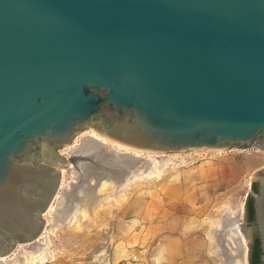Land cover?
<instances>
[{
  "label": "water",
  "instance_id": "water-1",
  "mask_svg": "<svg viewBox=\"0 0 264 264\" xmlns=\"http://www.w3.org/2000/svg\"><path fill=\"white\" fill-rule=\"evenodd\" d=\"M88 127L153 152L264 149V0H0V255L40 235L57 148ZM239 229L264 264V167Z\"/></svg>",
  "mask_w": 264,
  "mask_h": 264
},
{
  "label": "rangeland",
  "instance_id": "rangeland-1",
  "mask_svg": "<svg viewBox=\"0 0 264 264\" xmlns=\"http://www.w3.org/2000/svg\"><path fill=\"white\" fill-rule=\"evenodd\" d=\"M92 129V127L83 129L72 137L68 145L57 148L58 153L66 158L68 164L60 167L62 172L60 186L48 210L42 215L45 220L42 231L35 240L24 243L16 242L10 255L0 256L5 260L4 264L18 262L27 253L32 255L37 249H41V254L38 260H34L35 264H90L95 262L99 259L98 254L104 253L108 246L121 236L122 225L127 229L134 228L137 218L142 223L157 218V215L154 216L153 213L152 200L179 194L180 190L177 185L182 181L183 170L201 165L206 161L224 163L227 177L225 180L216 181L217 186L210 192L209 200L211 201L203 204L204 208L201 207L196 213L194 230L204 235L209 244L210 254L217 264H244L237 257L238 247L235 239L230 238L226 232L229 229L227 227L232 228L233 221L242 222V214L240 219L234 220V218H237L239 209L244 204L246 193L250 190V175L255 170L264 167V149L250 145L245 148L232 147L224 150L173 153H133L130 151L127 153L124 148L106 143L104 148L107 152H118L120 155L127 153L134 156L136 160L138 158L139 161L132 162L136 167L132 171L131 169L126 171L125 178L120 182L113 179L107 180L110 181L108 183H111V187H106L103 191L104 194L106 193L104 196L103 192L98 191L99 186L106 178L113 176L109 174L104 176L88 174L87 176L83 171V162H87L90 158L76 152L84 136L91 134L94 130ZM147 161L150 163L148 164ZM111 169L113 171L118 167L114 166ZM141 175L142 177H139ZM191 185L189 193L206 195V192H201V183L193 181ZM92 186H94L96 202L94 201L93 205L92 203L88 205L80 203V207L77 206L74 199L80 198L83 191L85 194L86 187ZM97 192L100 193L97 194ZM67 208L71 209L70 213ZM72 210L76 212L73 223L70 220ZM62 212L67 216H64ZM122 233L124 234V231ZM245 264H248L247 261Z\"/></svg>",
  "mask_w": 264,
  "mask_h": 264
},
{
  "label": "crops",
  "instance_id": "crops-1",
  "mask_svg": "<svg viewBox=\"0 0 264 264\" xmlns=\"http://www.w3.org/2000/svg\"><path fill=\"white\" fill-rule=\"evenodd\" d=\"M225 169L224 163L212 161L184 169L177 185L179 194L152 200L157 218L146 223L137 218L134 228L122 225L120 231L124 234L121 232L90 264H217L204 235L194 230L195 215L211 201L210 192L217 186L216 181L226 179ZM193 181L201 183V192L206 195L189 193Z\"/></svg>",
  "mask_w": 264,
  "mask_h": 264
},
{
  "label": "bare ground",
  "instance_id": "bare-ground-1",
  "mask_svg": "<svg viewBox=\"0 0 264 264\" xmlns=\"http://www.w3.org/2000/svg\"><path fill=\"white\" fill-rule=\"evenodd\" d=\"M93 130V129H92ZM81 141V140H80ZM106 143H111L113 145H116L118 146L119 148H124L125 149V152L127 153H130V151H132L133 153L135 152H153V151H149V150H143V149H138V148H134V147H129V146H126V145H123V144H120V143H117V142H114L102 135H100L98 132H96L95 130H93V132L89 135H86L84 136V138L82 139L81 141V144H80V147L77 148V154L79 155H87L89 156L90 160H87V162H83V171H85V174L88 176V174H93V175H100L102 174V176H104L105 174H109L113 177L111 178H106L105 181H102L100 186H99V190L100 192H103L106 190V187L107 188H110L111 187V183H108L110 181H107V180H110V179H113V180H116L118 182H120L121 180H123L126 176L127 173H125L126 171H128L129 169L134 170V168L136 167L134 165V163H132L134 160V156L132 157L131 155H128L127 153L124 154V155H120L118 152H113V151H109L107 152L106 149L104 148V144ZM107 146V145H106ZM193 151H204V150H193ZM71 152V151H70ZM74 152V151H73ZM188 152V151H187ZM161 153H164V152H161ZM168 153H173V152H168ZM137 156V155H136ZM142 159V158H140ZM137 160L139 161V159L137 158ZM136 160V161H137ZM131 161V162H130ZM142 161L144 162V160L142 159ZM141 161V162H142ZM149 161V160H148ZM147 161V162H148ZM146 162V164H147ZM150 162H148L149 164ZM153 163V162H152ZM136 164V163H135ZM147 164V165H148ZM81 165V163H80ZM143 165V164H142ZM154 165V163H153ZM151 164V166H153ZM118 167V169L111 171L112 167ZM131 166V167H130ZM150 166V165H149ZM147 166V167H149ZM150 166V167H151ZM81 167V166H80ZM144 167V166H143ZM120 168V169H119ZM153 168V167H152ZM148 170V169H146ZM146 170L144 172H146ZM152 169H150L151 171ZM140 171V170H139ZM149 171V173H150ZM134 172V171H133ZM141 172V171H140ZM139 172V173H140ZM136 173H138L136 171ZM133 174V173H132ZM143 174V172H142ZM139 175V174H138ZM145 175V174H144ZM136 176V175H135ZM93 177V176H92ZM95 177V176H94ZM107 177V176H106ZM139 177H142L139 176ZM86 178V177H85ZM101 178V177H100ZM99 178H97L98 180ZM131 180V179H130ZM85 181V180H84ZM83 181V182H84ZM94 186L92 187H86L85 189V194H84V191H83V194L81 196H79L80 198H75L74 201L76 200V204H78L77 206L80 207V203H84V204H90L92 203L93 205V202L95 201V193H94ZM100 192H97L100 193ZM104 194V192H103ZM106 194V193H105ZM104 194V196H106ZM68 196V194H67ZM64 197V196H63ZM72 201H70L71 203ZM96 202V201H95ZM94 202V203H95ZM65 203V202H64ZM50 205V204H49ZM75 205V204H74ZM76 206V207H77ZM82 206V205H81ZM49 207V206H48ZM65 207V206H64ZM74 207V206H73ZM83 207V206H82ZM78 208V207H77ZM85 208V207H84ZM68 209V208H67ZM48 210V208L46 209V211ZM71 210V209H70ZM70 210L68 209V212L70 213ZM75 210V209H74ZM78 210H80L78 208ZM84 210V209H83ZM45 211V212H46ZM64 211V210H63ZM44 212V213H45ZM65 212V211H64ZM62 212V213H64ZM73 212V213H72ZM70 216H71V219L72 220L71 222L73 223V221H75V214L76 212L74 213V211L72 210ZM80 212V211H79ZM43 213V214H44ZM58 212H56L57 214ZM67 213V211L65 212ZM64 213V216L66 215ZM55 214V213H54ZM68 214V213H67ZM242 214V206L240 207L239 209V212H238V215L236 216L237 218L234 220H238L240 219V216ZM69 215V214H68ZM54 216V215H53ZM52 216V217H53ZM56 218H57V215H55ZM60 216V215H59ZM67 216V215H66ZM79 216H80V213H79ZM226 216V215H225ZM229 217V216H228ZM54 218V219H56ZM61 218V216H60ZM63 218V217H62ZM68 218V217H67ZM66 218V219H67ZM226 217H224V220ZM53 219V218H52ZM53 219V220H54ZM74 219V220H73ZM232 219V218H231ZM61 220V219H60ZM230 220V219H229ZM56 221V220H55ZM58 221V220H57ZM226 222V221H225ZM237 222V221H236ZM57 222H55L56 224ZM75 223V222H74ZM52 225V223H51ZM53 226V225H52ZM51 226V228H52ZM229 226V225H228ZM232 228L230 227H227L228 231L226 232V234H228L230 236V238L232 239H235V243L238 247L237 249V257H239L238 259L241 260L242 263H246L247 261V257H246V241L244 239V236L242 235V233L240 232L239 230V222L235 223L233 221V224L231 225ZM228 236V238H229ZM23 243V242H21ZM236 247V246H235ZM11 253V252H10ZM7 254V255H4V256H8L10 255ZM41 254V249H37L36 251L33 252L32 255L30 254H26L23 258H21V260H19L18 262H12L11 264H35L34 263V260L39 258ZM2 256V255H0ZM41 259V258H40ZM33 260V261H32ZM38 260V259H37ZM5 260L3 259V257H0V264H4ZM6 264V263H5Z\"/></svg>",
  "mask_w": 264,
  "mask_h": 264
},
{
  "label": "flooded vegetation",
  "instance_id": "flooded-vegetation-1",
  "mask_svg": "<svg viewBox=\"0 0 264 264\" xmlns=\"http://www.w3.org/2000/svg\"><path fill=\"white\" fill-rule=\"evenodd\" d=\"M249 204L251 205V201L250 200H247L246 201V219L248 221H251V219H249L248 217V210H249ZM252 208V206H251ZM259 253H260V246H259V241L256 237L253 238V241L251 243V246L249 248V263L252 264V261H253V258L254 256H256V259H257V263L260 264L259 262Z\"/></svg>",
  "mask_w": 264,
  "mask_h": 264
},
{
  "label": "trees",
  "instance_id": "trees-1",
  "mask_svg": "<svg viewBox=\"0 0 264 264\" xmlns=\"http://www.w3.org/2000/svg\"><path fill=\"white\" fill-rule=\"evenodd\" d=\"M248 217H249V219L252 218V208H251V205L250 204H249V210H248ZM252 264H258L257 263L256 256H254L253 261H252Z\"/></svg>",
  "mask_w": 264,
  "mask_h": 264
}]
</instances>
